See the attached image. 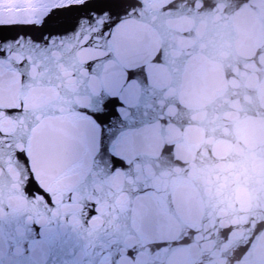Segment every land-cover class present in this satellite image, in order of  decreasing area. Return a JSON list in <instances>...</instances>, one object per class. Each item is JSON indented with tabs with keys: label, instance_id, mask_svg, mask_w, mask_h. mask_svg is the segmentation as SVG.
Masks as SVG:
<instances>
[{
	"label": "water",
	"instance_id": "1",
	"mask_svg": "<svg viewBox=\"0 0 264 264\" xmlns=\"http://www.w3.org/2000/svg\"><path fill=\"white\" fill-rule=\"evenodd\" d=\"M0 264H264V0H0Z\"/></svg>",
	"mask_w": 264,
	"mask_h": 264
},
{
	"label": "bare ground",
	"instance_id": "2",
	"mask_svg": "<svg viewBox=\"0 0 264 264\" xmlns=\"http://www.w3.org/2000/svg\"><path fill=\"white\" fill-rule=\"evenodd\" d=\"M53 1H55V0H53Z\"/></svg>",
	"mask_w": 264,
	"mask_h": 264
}]
</instances>
